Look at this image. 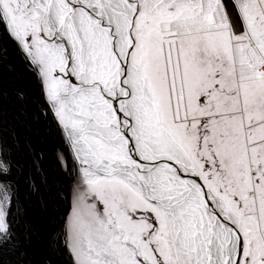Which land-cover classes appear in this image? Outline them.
<instances>
[{"label":"snow or ice","instance_id":"obj_1","mask_svg":"<svg viewBox=\"0 0 264 264\" xmlns=\"http://www.w3.org/2000/svg\"><path fill=\"white\" fill-rule=\"evenodd\" d=\"M22 189L42 264H264V0H0V264Z\"/></svg>","mask_w":264,"mask_h":264},{"label":"water","instance_id":"obj_2","mask_svg":"<svg viewBox=\"0 0 264 264\" xmlns=\"http://www.w3.org/2000/svg\"><path fill=\"white\" fill-rule=\"evenodd\" d=\"M7 75V74H6ZM23 80V78H22ZM26 82V81H24ZM31 137L37 147V149H42L45 153V170L51 176V152H52V142H50V147L48 146V142L41 143V137L46 136L47 134L44 132L42 125H33V129L31 132ZM48 149L50 151H48ZM21 199L22 191H21ZM26 211L25 214L28 220L31 222L35 229V234L32 236L33 244H31L32 254L30 256L31 264H42L45 256L49 255L48 253V239L49 235L54 232L58 228V223L53 222V216L56 215L53 213L51 209V205L49 204L47 209H42L39 207V211H37L36 215L32 216L31 205L28 201H25ZM53 264H60L59 258L52 257Z\"/></svg>","mask_w":264,"mask_h":264},{"label":"bare ground","instance_id":"obj_3","mask_svg":"<svg viewBox=\"0 0 264 264\" xmlns=\"http://www.w3.org/2000/svg\"><path fill=\"white\" fill-rule=\"evenodd\" d=\"M50 140L48 141V146L50 147ZM48 151H50L49 149H48ZM22 198H23V200H25L24 199V191H23V189H22ZM25 201H28V203L29 202H31L30 203V205H31V209H30V211H32V216H34V215H36V213H37V211H39L38 209H39V205L37 204V202H36V200L34 199V198H29V199H27V200H25ZM25 211H26V207H25ZM33 236V235H32ZM32 236L30 237V240H29V242H28V244H27V251H28V255H29V258H30V256H31V252H32V248H31V244H33L32 242H33V239H32Z\"/></svg>","mask_w":264,"mask_h":264}]
</instances>
